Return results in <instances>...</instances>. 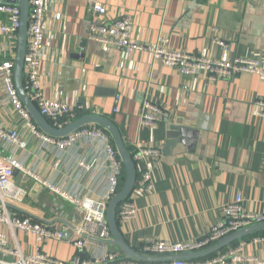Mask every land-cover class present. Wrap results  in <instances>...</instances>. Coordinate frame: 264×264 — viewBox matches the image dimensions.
Masks as SVG:
<instances>
[{
    "label": "crops",
    "instance_id": "obj_1",
    "mask_svg": "<svg viewBox=\"0 0 264 264\" xmlns=\"http://www.w3.org/2000/svg\"><path fill=\"white\" fill-rule=\"evenodd\" d=\"M91 1L103 4L110 22L130 17L133 37L141 44L156 45L165 37L173 50L217 59L223 52L213 43L218 38L228 44L231 58H260L263 68L264 3L46 0L45 54L40 68L45 96L74 106L77 119L97 115L110 120L132 154L139 146L161 150L159 159L145 164L153 173L155 191L144 194L134 188L130 196L137 205V217L124 223L117 219L124 241L138 254L159 258L142 253L143 245L151 241L203 238L223 219V208L238 193L244 196L247 212L264 215V118L256 115L260 112L257 102L264 101V82L253 74L214 82L205 75L180 76L148 52L100 46L89 39ZM117 97L119 111L115 113ZM145 99L163 106L169 120L155 128L142 127L140 114ZM0 121L16 129L28 143L18 158L39 176L80 198L99 199L106 191L109 171L99 143L78 141L66 151L44 143L13 113L1 86ZM171 143L175 144L169 147ZM81 159L91 165L90 171L78 166ZM14 181L28 196L22 204L11 205V213L66 233L63 240L45 239L43 243L17 233L22 251L34 254L38 249L70 262L77 254L74 240L83 211L20 172L15 173ZM0 232L7 235L8 247L13 248L15 239L10 229L0 223ZM255 234L259 235L252 237ZM255 234L210 256L244 244L245 255L264 261V243L252 242L264 237V229ZM108 251L129 259L113 244L112 235ZM103 253L89 246L84 255Z\"/></svg>",
    "mask_w": 264,
    "mask_h": 264
},
{
    "label": "built area",
    "instance_id": "obj_2",
    "mask_svg": "<svg viewBox=\"0 0 264 264\" xmlns=\"http://www.w3.org/2000/svg\"><path fill=\"white\" fill-rule=\"evenodd\" d=\"M45 1L30 0L29 24L27 35V50L24 71V90L29 100L35 104L41 114L56 130H61L77 120L78 111L74 106L48 99L43 91L40 68L44 59L45 49ZM246 3H264V0H241ZM89 15L92 19L89 39L107 49H128L135 52H148L154 60L164 66L174 69L178 75L196 77L205 75L210 81L230 79L238 74H253L264 82V68L260 58H245L229 56L228 44L215 38L213 43L222 49V56L214 59L192 53L173 50L169 47V39L160 37L156 45L147 46L137 42L133 37L134 23L130 17H123L110 22L109 13L102 3L91 1ZM21 29V9L10 0H0V86L4 92L6 103L29 129L31 134L43 141L56 146L60 151H66L75 146L78 141L99 143L105 153L104 165L109 174L106 191L99 199L80 198L56 187L50 180L36 174L25 166L18 158L19 152L26 151L28 143L21 139L20 133L5 126L0 121V223L7 226L15 239V246L9 248L8 237L0 232V264H264L258 257L244 254V244L239 249L210 256L202 259L177 258L163 262H143L134 259L120 258L119 253L110 252L109 241L111 232L107 220L109 203L121 190V178L124 165L108 132L97 125L85 126L63 138H54L43 133L33 122L31 115L21 101L14 82V66L17 55L18 35ZM214 32H217L215 29ZM120 97L115 99L117 113ZM260 112L258 117L264 118V101H258ZM169 120V112L157 102L145 99L142 103L140 123L142 127L155 128ZM157 147H137L132 158L136 165V191L149 194L155 191V181L152 171L145 165L151 160L161 157ZM78 166L90 171L91 165L81 159ZM138 166V167H137ZM264 168V160H263ZM33 179L41 188L47 189L81 209L83 221L76 228L77 238L74 246L77 254L70 262L49 257L37 249L34 254H25L19 244L17 233L35 237L37 243L45 239L63 240L64 230H55L49 226L34 222L30 218H19L10 211L11 205L22 204L28 192L14 181L15 173ZM133 189V190H135ZM244 196L238 193L235 200L223 208V219L211 226L208 233L201 239L189 242L151 241L142 247L145 255L158 257H179L184 254L199 253L209 249L222 239L242 229L264 223V215L249 213L244 207ZM138 208L129 195L119 206L117 217L120 222H128L137 217ZM67 231V230H66ZM254 244L264 243V237L252 240ZM89 246L104 251L102 255L85 257V249ZM10 257L11 260L6 259Z\"/></svg>",
    "mask_w": 264,
    "mask_h": 264
},
{
    "label": "water",
    "instance_id": "obj_3",
    "mask_svg": "<svg viewBox=\"0 0 264 264\" xmlns=\"http://www.w3.org/2000/svg\"><path fill=\"white\" fill-rule=\"evenodd\" d=\"M29 2L30 0H10L11 4L19 5L21 9V29L18 35L17 42V55L14 66V82L17 89L18 95L26 107L27 111L32 117L33 122L37 127L46 135L54 138H63L67 135L85 127L88 125H97L104 128L108 134L112 137L115 147L120 155L121 161L124 165L125 170V180L124 184L116 197L109 203L107 210V220L110 228V232L113 238V244L120 247L121 250L126 254L129 259H134L143 262H163L169 261L177 258L182 259H202L213 255L231 243L238 241L240 239L249 237L256 232H259L264 229V223L253 225L251 227L242 229L232 235L222 239L219 243L210 247L209 249L193 254H184L179 257H159L151 258L145 257L143 255L135 252L123 239L122 233L119 228L117 221L118 208L121 203L131 194L135 187L136 183V165L132 158L131 153L129 152L127 145L125 144L124 138L118 127L111 122L110 120L97 116V115H88L77 119L76 121L69 124L67 127L61 130L54 129L51 124L41 116L37 106L33 104L26 92L24 90V71H25V59H26V50H27V35H28V24H29ZM171 143L169 147H172Z\"/></svg>",
    "mask_w": 264,
    "mask_h": 264
},
{
    "label": "trees",
    "instance_id": "obj_4",
    "mask_svg": "<svg viewBox=\"0 0 264 264\" xmlns=\"http://www.w3.org/2000/svg\"><path fill=\"white\" fill-rule=\"evenodd\" d=\"M128 150L130 151L129 148H128ZM130 153H131V155H133L131 151H130ZM136 175L138 176L137 171H136ZM124 180H125V170H124V172H123V176H122V178H121V182H120V184H121V188H122V186H123V184H124ZM117 219H118V217H117ZM118 221H119V219H118ZM257 235H259V234H255V235H253L252 237L257 236Z\"/></svg>",
    "mask_w": 264,
    "mask_h": 264
}]
</instances>
